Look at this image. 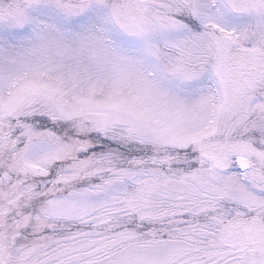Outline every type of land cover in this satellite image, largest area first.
Masks as SVG:
<instances>
[{
  "label": "snow or ice",
  "instance_id": "1",
  "mask_svg": "<svg viewBox=\"0 0 264 264\" xmlns=\"http://www.w3.org/2000/svg\"><path fill=\"white\" fill-rule=\"evenodd\" d=\"M0 264H264V0H0Z\"/></svg>",
  "mask_w": 264,
  "mask_h": 264
}]
</instances>
